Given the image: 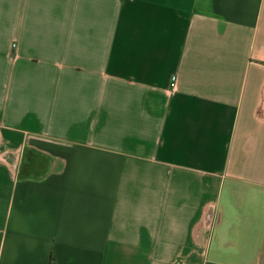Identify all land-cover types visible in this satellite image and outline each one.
I'll use <instances>...</instances> for the list:
<instances>
[{"label":"crops","instance_id":"obj_1","mask_svg":"<svg viewBox=\"0 0 264 264\" xmlns=\"http://www.w3.org/2000/svg\"><path fill=\"white\" fill-rule=\"evenodd\" d=\"M49 260L264 264V0H0V264Z\"/></svg>","mask_w":264,"mask_h":264},{"label":"built area","instance_id":"obj_2","mask_svg":"<svg viewBox=\"0 0 264 264\" xmlns=\"http://www.w3.org/2000/svg\"><path fill=\"white\" fill-rule=\"evenodd\" d=\"M177 82H178L177 74H172L169 80V88L171 89V91L176 87Z\"/></svg>","mask_w":264,"mask_h":264},{"label":"trees","instance_id":"obj_3","mask_svg":"<svg viewBox=\"0 0 264 264\" xmlns=\"http://www.w3.org/2000/svg\"><path fill=\"white\" fill-rule=\"evenodd\" d=\"M52 258V255H50V259ZM48 264H54L53 262H52V260H49V263Z\"/></svg>","mask_w":264,"mask_h":264}]
</instances>
